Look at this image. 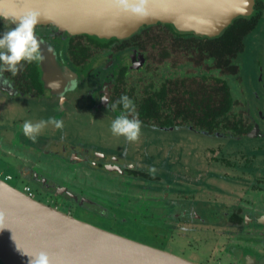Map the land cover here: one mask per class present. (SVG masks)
<instances>
[{
    "label": "flooded vegetation",
    "instance_id": "obj_1",
    "mask_svg": "<svg viewBox=\"0 0 264 264\" xmlns=\"http://www.w3.org/2000/svg\"><path fill=\"white\" fill-rule=\"evenodd\" d=\"M262 19L264 0H255L251 15L236 17L217 35L181 31L168 23L176 31L188 33L195 39L222 35H228L231 39L243 38L242 50L226 58L229 64L222 63L220 66L215 63V57L204 53L201 48H191L189 41L182 48L178 34L164 25H151L125 38H101L88 33L61 31L52 24H38L35 34L41 44L43 59L38 63L22 62L15 76L9 72L0 74V93H7L13 99L37 102L39 112L46 116L48 113V117L74 123L87 119L89 124L99 122L108 129L120 112L119 109L113 112L101 98L107 97L110 105L121 95H128L135 104L136 112L133 115L142 121V135L146 133L143 128L156 127L167 131L172 127H181L216 139L222 137L241 141L257 138L260 144L247 152L232 150L226 154L221 142L205 145L201 150L204 161L194 164L171 161L166 172H163L164 166L160 165V160L152 155H144L150 146L143 140L130 143L119 136L124 138L125 148L131 147V153L117 150L120 143H116V148L105 151L103 146L89 145L80 140L67 141L65 128L60 136L40 139L38 149L66 163L68 169L71 166L88 174H106L104 177H110L109 185L95 187L94 198L87 197L83 185L74 180L59 183L55 168L52 172L47 171L49 174H44L37 169L41 167L39 160L26 157L27 164L21 165L18 173L29 182L38 183L39 193L45 195L41 197L37 193L34 198L77 218L74 209L81 208L94 211L100 218H114L115 225L139 226L142 223L154 227L156 220L161 227L167 226L173 231L170 235L192 234L204 238L211 234L217 238L213 243L229 250V256L236 257L240 263L264 264V206L259 202L260 196L264 198V69L260 66L249 81L251 86H240L236 96L224 80V77L230 76L241 85L243 65L239 57L246 49L247 38ZM155 26L161 27L169 37V44L162 47L156 56L154 48L149 49L154 44V38L146 34ZM13 27V19L0 20V34ZM177 54L183 56L178 57ZM166 92L167 107L170 106V109L164 110L163 106L161 110L154 108V102L159 101L160 95ZM175 101L184 105L178 113L175 111ZM225 102H231V111L223 114L221 109ZM226 117L229 119L225 121ZM159 118L177 120L171 126L159 121ZM255 159L261 160V164L255 170L250 169L252 166H247L245 162ZM221 166L234 170V175L228 180L244 185L247 194L235 206L225 203L220 207L212 205L211 208L219 212L213 216V221L207 222L191 206L195 193L186 192V184L181 186L179 182L182 179L184 183L188 179L197 183L194 185L196 190L213 189L212 184L200 179L207 178V174L212 178H224ZM153 168L163 174H154L150 171ZM165 180L170 181L166 183ZM173 185L177 186L173 188ZM200 194L203 191H199ZM205 202L211 204L207 200ZM158 204L163 207L156 214L154 205ZM161 221L165 224H161ZM224 236L228 241L220 244ZM0 264L4 263L0 260Z\"/></svg>",
    "mask_w": 264,
    "mask_h": 264
},
{
    "label": "water",
    "instance_id": "obj_2",
    "mask_svg": "<svg viewBox=\"0 0 264 264\" xmlns=\"http://www.w3.org/2000/svg\"><path fill=\"white\" fill-rule=\"evenodd\" d=\"M255 0H146L141 18L115 0H0V16L14 19L38 12L39 24L72 34L125 38L145 25L172 23L181 31L217 35L239 16H249ZM38 25V24H37ZM0 260L28 264L47 252L53 264H199L64 213L31 197L0 177Z\"/></svg>",
    "mask_w": 264,
    "mask_h": 264
},
{
    "label": "rangeland",
    "instance_id": "obj_3",
    "mask_svg": "<svg viewBox=\"0 0 264 264\" xmlns=\"http://www.w3.org/2000/svg\"><path fill=\"white\" fill-rule=\"evenodd\" d=\"M149 37L154 38V44L149 43V49L154 48V55H159L161 48L169 44V37L165 34V31L158 26L151 28L147 33ZM178 57L183 55L177 54ZM239 59L242 62L243 69L240 75L242 79L241 85L237 84L238 82L233 81L232 77H224L227 84L231 88V92L236 95L239 94V88L241 87H250L251 79L257 74L260 66L264 69V19L261 20L259 26L253 31L251 35L247 38L246 49L241 54ZM157 62V60H156ZM250 84V85H249ZM248 94V91H245ZM49 116V114L47 113ZM43 115L39 112L37 102L32 103V100L29 99H13L9 97L7 93H0V175L5 178L7 174L13 176L9 182L15 187L23 190L26 183L31 186L34 196H37V193H41L38 183L29 182L24 177L22 178L18 173V168L27 164L25 162L26 157L31 160H39L41 162V167L37 168L41 170L44 174H49L55 168L57 177L56 181L59 183L70 182L74 180L77 184L83 185V190L86 192V196L94 198L95 187L109 185L110 177L102 175L98 172L86 173L84 170L79 168H74L70 166V169L67 168L66 163L62 161L55 160L50 155H45L41 150L38 149V144L40 139H43L46 136H60L63 133V129L66 128V140H80L88 143L89 145L95 144L98 146H103L105 151L116 148V143L120 145L116 148L119 151L131 153V147H124V138L119 136H114L111 132V128H106L101 123L89 124V120H80L78 123H74L71 120H64V128L54 129V126L47 125L39 134L38 139L35 143L29 140L23 134L22 127L25 121H30L32 123H38L41 120H48L50 117ZM75 128V129H74ZM156 128V127H155ZM149 129L143 128L145 135H142L139 140H143L150 148H146L144 155H152L160 160V165L163 164V172H166L167 165L171 161H188V162H201L202 159V146L205 145H214L216 142L220 143L224 148L223 152L235 151H244L247 152L252 147L256 148L260 144V140L255 139H245V140H234V139H225V138H210L205 136H200L191 130L186 128H170L169 130L161 129ZM126 140V139H125ZM127 141V140H126ZM138 142V141H137ZM152 142V143H151ZM115 143V145H112ZM151 145H154V147ZM115 150V149H114ZM139 152L142 154V149L139 148ZM221 153L218 154V156ZM121 156V154H118ZM130 156V155H128ZM252 159V158H251ZM167 161V162H166ZM247 166H252L250 169H256L260 164L261 160L255 159L251 162H245ZM240 167H243L239 163ZM69 166V165H68ZM222 167V166H221ZM222 172H224V178H212L210 174H207V178L204 179L209 184H212L209 189L205 190H196L194 185L197 184L195 181L186 180V182H179V185L186 186V192L192 193L195 198L192 200L193 206L198 215L204 217L207 222L213 221L215 218L214 215H217L219 211L216 208L213 210V206L222 205V203L235 206L240 201V198L245 197L247 191H245V186L236 182L228 180L229 177L234 175V170L231 168L222 167ZM48 171V172H47ZM162 171L156 169L154 174H163ZM166 176V175H165ZM168 183L170 180H165ZM187 182H190L188 184ZM178 185V186H179ZM199 186L204 184H198ZM173 185L172 187H176ZM78 187V186H76ZM74 190L79 191L78 188L73 187ZM188 189V190H187ZM199 191H203V194L199 195ZM39 193V194H40ZM192 195V196H193ZM45 197V195H41ZM250 196V194H249ZM46 200V199H44ZM211 202L207 205L205 201ZM260 204L264 206V198L260 196ZM155 203V201H154ZM247 204L246 201H244ZM252 205V203H250ZM163 207L161 204L154 205V213H159L160 208ZM212 207V208H211ZM77 216L87 222L95 224L97 226L109 229L111 231L126 235L130 238L137 239L171 251L177 255H180L189 260L195 261L200 264H242L236 257H230L229 250H225L219 245L213 243L217 238L211 234L206 235L204 238L195 237L192 234H186L184 236L179 235H170V232H173L167 226L161 227L160 224L154 220V227L152 225H139L127 226L115 225L114 218H100L93 212L88 210H82L81 208L74 209V212ZM160 215V214H158ZM157 215V217H158ZM135 222V221H134ZM133 222V223H134ZM161 224H165L163 221ZM140 224V223H138ZM207 233V232H205ZM228 241V238L224 236L221 239L220 244H225Z\"/></svg>",
    "mask_w": 264,
    "mask_h": 264
},
{
    "label": "clouds",
    "instance_id": "obj_4",
    "mask_svg": "<svg viewBox=\"0 0 264 264\" xmlns=\"http://www.w3.org/2000/svg\"><path fill=\"white\" fill-rule=\"evenodd\" d=\"M115 3L127 13L143 18L146 15V0H115ZM5 19L0 17V20ZM38 12L29 11L26 14L13 19L15 27L0 34V74L9 72L13 76L17 74L22 66V62L38 63L43 59L41 44L35 34V28L40 23ZM101 101L113 112L120 114L111 122V132L115 136H122L128 142H136L141 136L142 121L135 115V104L128 95H121L117 101L108 104L107 97H102ZM131 116V118H130ZM52 125L56 129L63 128V121L55 117L48 120H41L38 123L25 121L22 127L23 134L33 143L38 139L41 131L47 126ZM155 172V169H150ZM2 219V215H0ZM17 250L23 256H27L28 264H53L52 257L47 252L41 251L35 255H30L22 249Z\"/></svg>",
    "mask_w": 264,
    "mask_h": 264
},
{
    "label": "trees",
    "instance_id": "obj_5",
    "mask_svg": "<svg viewBox=\"0 0 264 264\" xmlns=\"http://www.w3.org/2000/svg\"><path fill=\"white\" fill-rule=\"evenodd\" d=\"M155 25H164L167 28H169L170 30H172L174 33L178 34V37H180V39H178V41L180 42V46L182 48H184L185 46H187L188 41L190 42V47L198 50L199 48H201L200 50L203 51L204 53L210 55L211 57H215V63H218V65L220 66L222 63L223 64H229V62H226V58H228L230 55L235 56L237 52H240L242 50V45H243V38H239L236 37L235 39H231V37H229L228 35H222L220 37H213V38H209V37H198V38H194L193 36H190L188 33H180L178 31H176L173 27V25L168 24V23H158ZM151 25H145L141 28V30L143 28H147ZM160 100L156 101V103L154 102V108L158 107L160 110L162 109L161 107H164V110H169L170 106L167 107L168 102H167V92L160 95ZM158 102V104H157ZM176 103L174 104L175 107V111H180V107L182 110V105L181 103H179V101H175ZM222 112L223 114L227 113L228 111H231V102H225L223 103V107H222ZM229 117L224 118V120H228ZM162 122H166L169 125L176 122L177 118H173L172 119H162L159 118V121ZM161 122V123H162ZM10 183V182H9ZM27 185V184H26Z\"/></svg>",
    "mask_w": 264,
    "mask_h": 264
},
{
    "label": "built area",
    "instance_id": "obj_6",
    "mask_svg": "<svg viewBox=\"0 0 264 264\" xmlns=\"http://www.w3.org/2000/svg\"><path fill=\"white\" fill-rule=\"evenodd\" d=\"M12 178H13L12 175L7 174V175L5 176V178H4V180H6L7 182H9V180L12 179ZM23 191H24L26 194L30 195L31 197H34V195H33V191H32V188H31L29 185H25Z\"/></svg>",
    "mask_w": 264,
    "mask_h": 264
}]
</instances>
